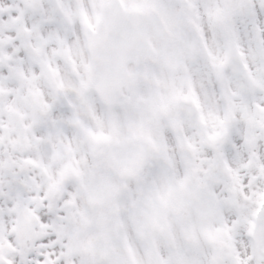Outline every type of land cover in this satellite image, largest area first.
Returning <instances> with one entry per match:
<instances>
[{
  "label": "snow or ice",
  "instance_id": "obj_1",
  "mask_svg": "<svg viewBox=\"0 0 264 264\" xmlns=\"http://www.w3.org/2000/svg\"><path fill=\"white\" fill-rule=\"evenodd\" d=\"M0 264H264V0H0Z\"/></svg>",
  "mask_w": 264,
  "mask_h": 264
}]
</instances>
